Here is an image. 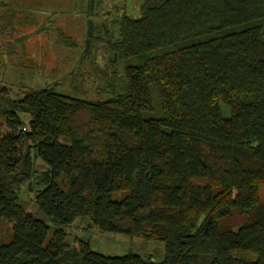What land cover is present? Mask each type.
Instances as JSON below:
<instances>
[{
  "label": "trees",
  "instance_id": "1",
  "mask_svg": "<svg viewBox=\"0 0 264 264\" xmlns=\"http://www.w3.org/2000/svg\"><path fill=\"white\" fill-rule=\"evenodd\" d=\"M112 24L98 98L0 86V264H264V0H140ZM79 218L165 255L69 245Z\"/></svg>",
  "mask_w": 264,
  "mask_h": 264
},
{
  "label": "rangeland",
  "instance_id": "2",
  "mask_svg": "<svg viewBox=\"0 0 264 264\" xmlns=\"http://www.w3.org/2000/svg\"><path fill=\"white\" fill-rule=\"evenodd\" d=\"M33 1L0 0V86H7L15 97L48 86L71 96L98 98V88L104 84L100 74L112 69V63L118 60L116 53L104 41L108 36L102 29L103 23L116 36L117 26L112 24V20L121 12L138 16L140 0H71V6L67 0H56L57 3L54 0ZM89 1L96 3L97 16L92 15L94 21L88 19L91 16L86 12ZM40 3L44 5V11ZM29 5H34V10ZM79 8H83V11ZM51 10L55 12L51 13ZM89 22L94 24V35L90 37L87 34ZM88 39H94L90 46ZM115 68L121 71L122 63L116 64ZM151 94L154 110L144 112V115L156 117L159 116V101L155 86L151 87ZM222 111L224 116H229L227 106L223 105ZM41 164L38 160V165ZM122 194L124 192H115L113 198H120ZM261 194L264 199V187ZM21 199L29 211L43 218L33 193H28L26 187L22 189ZM245 217L235 214L227 222L237 228ZM9 229L10 224L3 222L4 236L9 235ZM67 232L66 242L69 245H77L79 239H84L92 250L107 256H123L133 252L162 259L166 252L163 241L100 232L88 219L75 220Z\"/></svg>",
  "mask_w": 264,
  "mask_h": 264
},
{
  "label": "crops",
  "instance_id": "3",
  "mask_svg": "<svg viewBox=\"0 0 264 264\" xmlns=\"http://www.w3.org/2000/svg\"><path fill=\"white\" fill-rule=\"evenodd\" d=\"M21 1L24 2V0H21ZM25 1H26V0H25ZM30 1H33V0H30ZM58 1H59V0H58ZM97 1H98V0H97ZM54 2H56V0H54ZM54 2H53V3H54ZM60 2H61V1H60ZM66 2L69 4V6H71V5L73 4V2H72L71 0H67ZM29 3H30V2H29ZM29 3H28V4H29ZM33 3H34V1H33ZM56 3H57V2H56ZM61 4H62V2H61ZM68 4L65 3V7H67ZM40 5L43 6L42 11H44V10H43V9H44V5L41 4V3H40ZM29 6H30V5H29ZM33 6H34V5L30 6V7H32V8H31L32 10H34V9H33ZM84 6H85V5H84ZM89 6L91 7V9H90ZM95 6H96V3L94 4V3H91L90 1H89V5L87 4V7H88L89 9H87L86 12H89L88 14H89L91 17L88 18V19H92L91 21H94V20H93L94 18H92V15L97 16V15H96L97 10H96V7H95ZM79 10H82V11H83V8H79ZM35 11H38V10L36 9ZM35 11H34V12H35ZM51 11H52V12H51ZM51 11H50L51 13H54V12H55L54 10H51ZM51 13H50V14H51ZM51 15H52V14H51ZM95 19H97V18H95ZM95 25H96V24H95ZM96 26H97V25H96Z\"/></svg>",
  "mask_w": 264,
  "mask_h": 264
},
{
  "label": "built area",
  "instance_id": "4",
  "mask_svg": "<svg viewBox=\"0 0 264 264\" xmlns=\"http://www.w3.org/2000/svg\"><path fill=\"white\" fill-rule=\"evenodd\" d=\"M23 129H26L25 127Z\"/></svg>",
  "mask_w": 264,
  "mask_h": 264
}]
</instances>
